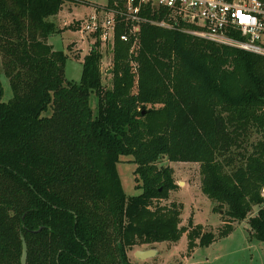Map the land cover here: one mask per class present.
Listing matches in <instances>:
<instances>
[{
  "label": "trees",
  "instance_id": "16d2710c",
  "mask_svg": "<svg viewBox=\"0 0 264 264\" xmlns=\"http://www.w3.org/2000/svg\"><path fill=\"white\" fill-rule=\"evenodd\" d=\"M75 0H0V264H135L156 243L208 247L248 221L264 242V57L193 36L166 9L146 6L136 43L117 31L112 87L93 47L81 81L48 39L53 18ZM264 1V0H262ZM98 46V44H97ZM98 98L97 113L90 103ZM136 165L127 196L118 172ZM200 164L202 192L227 218L203 233L181 226L183 206L160 205L179 185L162 164Z\"/></svg>",
  "mask_w": 264,
  "mask_h": 264
},
{
  "label": "rangeland",
  "instance_id": "374dc122",
  "mask_svg": "<svg viewBox=\"0 0 264 264\" xmlns=\"http://www.w3.org/2000/svg\"><path fill=\"white\" fill-rule=\"evenodd\" d=\"M93 8L80 4L77 0L68 2L58 16L53 18L59 33L51 36L48 43L55 50L63 51L68 57L65 65V77L69 81H81L83 61L93 47V39L83 35L79 30L81 21L89 16ZM102 79L105 88L112 87L113 55L101 50ZM100 52V51H99ZM0 79L4 89L3 100L9 101L13 97L9 80L4 74L0 61ZM90 103L97 113L98 98L91 94ZM132 157H123L118 164V172L123 189L127 196L140 195L143 190L137 188L135 180L136 165L131 162ZM162 164L174 170V178L179 187L172 191L169 198L158 201L160 205L177 203L183 206L181 226L189 227L190 221L194 226L201 225L203 233L218 234L226 224L224 211H218L215 203L202 192L200 164L173 163L164 159ZM252 229L248 221L233 224V231L226 237L218 239L208 247H188V234L185 233L178 243H156L135 248L129 253L131 262L135 264H264V242L251 236ZM156 255L141 260L137 251L152 250Z\"/></svg>",
  "mask_w": 264,
  "mask_h": 264
},
{
  "label": "built area",
  "instance_id": "2783aa9c",
  "mask_svg": "<svg viewBox=\"0 0 264 264\" xmlns=\"http://www.w3.org/2000/svg\"><path fill=\"white\" fill-rule=\"evenodd\" d=\"M93 8L81 21L80 32L93 39V47L111 53L117 31L121 41L136 43L141 27L151 23L172 28L165 21L142 16L146 6L162 7L174 18L197 29L183 30L208 41L264 57V1L262 0H77ZM98 44V46H97ZM92 47V48H93Z\"/></svg>",
  "mask_w": 264,
  "mask_h": 264
},
{
  "label": "water",
  "instance_id": "95a60500",
  "mask_svg": "<svg viewBox=\"0 0 264 264\" xmlns=\"http://www.w3.org/2000/svg\"><path fill=\"white\" fill-rule=\"evenodd\" d=\"M0 99H1V92H0ZM22 257H21V264H27L28 260V245L24 237H22ZM153 255H156V251L146 250V251H137V256L141 260H145L151 258Z\"/></svg>",
  "mask_w": 264,
  "mask_h": 264
}]
</instances>
